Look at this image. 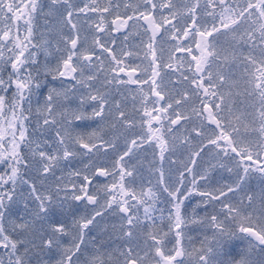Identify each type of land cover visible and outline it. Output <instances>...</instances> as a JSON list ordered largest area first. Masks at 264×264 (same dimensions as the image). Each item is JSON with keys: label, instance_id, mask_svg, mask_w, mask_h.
Masks as SVG:
<instances>
[{"label": "snow or ice", "instance_id": "snow-or-ice-1", "mask_svg": "<svg viewBox=\"0 0 264 264\" xmlns=\"http://www.w3.org/2000/svg\"><path fill=\"white\" fill-rule=\"evenodd\" d=\"M149 150L156 184L137 191ZM213 151L235 178L201 191L193 169ZM253 176L259 207L230 203ZM193 195L221 208L198 247L182 214ZM0 250V264H264V0H0Z\"/></svg>", "mask_w": 264, "mask_h": 264}, {"label": "rangeland", "instance_id": "rangeland-1", "mask_svg": "<svg viewBox=\"0 0 264 264\" xmlns=\"http://www.w3.org/2000/svg\"><path fill=\"white\" fill-rule=\"evenodd\" d=\"M44 27H42V30H43ZM48 59L50 61H52V65L55 64V57L54 56H50L48 57ZM235 73H236V84H239V87H236L234 86L232 91L233 93H240V95H234L233 96V100L235 101V104L237 105V107L239 108L238 111H236V115L239 116L241 115L242 111H243V107L241 105V101L244 99L243 95H242V92H243V84H242V78H241V72H240V69L237 68L235 70ZM172 79L174 80V78L172 77ZM72 105V108H74L76 106V102L75 101H72L71 103ZM190 110V108L188 109ZM93 129H78V131H81V132H89V131H92ZM107 131V129H105ZM139 155V158L138 160L134 161V163L136 164V167L138 169H140V177L138 178L137 182H141L143 180H145L146 178H148L149 176L153 175V173L155 172V169L153 167V165L157 164L156 162H159L157 161L156 159H154V157H152V154L147 151V152H141L138 154ZM187 153H184L183 155L181 153H177L176 156H174L172 159L177 161V163L175 165H169L168 163V160L166 159L164 162H163V165L167 166V167H171V169H169V172L166 174V176L168 177L169 176V173L170 172H173L174 171V167L176 166H180V167H183V164L180 163V161H186L187 160ZM100 160L102 162H109L111 160V156L110 157H101ZM210 161V159H209ZM203 166V164H202ZM201 169V165L199 162H197V166L194 168L195 171H199ZM217 177H219L220 179L223 178V174L222 173H219L217 175ZM176 179H174L173 181H175ZM198 189H202L201 187L198 186ZM246 203V202H245ZM258 202H257V208H258ZM106 223L107 224H118V219L117 218H113V219H105ZM190 226H187V228H189ZM187 235L190 236L192 238V241L194 243V245L196 246V243L198 241H200L204 235H208V236H211V233L210 235L206 233V231H201L196 237L194 236L193 234V231L191 229H187ZM199 246V242H198V245ZM242 247L244 245H241Z\"/></svg>", "mask_w": 264, "mask_h": 264}, {"label": "trees", "instance_id": "trees-1", "mask_svg": "<svg viewBox=\"0 0 264 264\" xmlns=\"http://www.w3.org/2000/svg\"><path fill=\"white\" fill-rule=\"evenodd\" d=\"M59 174L60 173H58V175ZM178 175L179 174L176 173V178L178 177ZM223 176L225 180L212 179V181H209L208 183H205V181L203 180H202L203 183H201V181L198 180L197 188L199 186V183H201V185L203 186L201 191H213L217 187H223L225 184H231L233 179L235 178L233 177L232 181H230L228 180L229 177L227 175H223ZM191 179L192 177L187 176V179H185L184 181L185 187H191L189 183ZM185 187L181 188V192L185 191ZM229 196L232 197V194L229 193ZM241 198H243V194L241 191H238L237 194L234 197H232V199L229 202L232 204L238 205ZM220 211H221V208H220L219 203H217L215 207H213L212 204H208L207 210H206L204 203H202V198L199 195H193L189 197V199L185 201L184 207L182 208V214H185L186 218L189 221H192V220L196 221L195 223H188L187 225V226H190L187 229H191L193 231L194 236H195L194 231H197V234L200 233L201 231H206V233L210 235L212 230L210 228L205 227L206 218L207 216H210L212 214L220 213ZM218 218L222 219L223 217L219 216ZM118 243L119 241L117 242V244Z\"/></svg>", "mask_w": 264, "mask_h": 264}, {"label": "flooded vegetation", "instance_id": "flooded-vegetation-1", "mask_svg": "<svg viewBox=\"0 0 264 264\" xmlns=\"http://www.w3.org/2000/svg\"><path fill=\"white\" fill-rule=\"evenodd\" d=\"M116 35H119V34H116ZM145 87H147V86H145ZM199 125H200L199 119L196 118V117H193L192 118V122L188 123V124H185V127L180 128L179 126H177V128H179V130L176 131V136L179 137V138H182L181 137V133H183V134L189 133V132H191L192 128H198ZM211 127L212 126H209V129H208L209 131L211 130ZM254 177H256V178H253V179L249 180V181H253V184L249 183V187H248V189L245 190V193H246V195H248V194L255 195L256 198H257L258 206H259V190H260L261 184H260V179L257 176H254ZM245 202H246V199H245ZM105 218L113 219V218H117V217L109 215L108 212H106L105 213ZM103 237H108V236L104 235ZM103 237H102V239H103Z\"/></svg>", "mask_w": 264, "mask_h": 264}]
</instances>
